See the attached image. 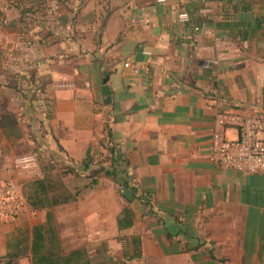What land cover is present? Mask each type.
<instances>
[{
	"label": "crops",
	"instance_id": "obj_1",
	"mask_svg": "<svg viewBox=\"0 0 264 264\" xmlns=\"http://www.w3.org/2000/svg\"><path fill=\"white\" fill-rule=\"evenodd\" d=\"M257 112L264 0H0V185L38 166L41 193L0 220V256L26 245L31 264L49 219L91 264H264V173L210 158L221 113ZM104 130L112 160L93 177ZM52 158L83 177L65 198Z\"/></svg>",
	"mask_w": 264,
	"mask_h": 264
},
{
	"label": "built area",
	"instance_id": "obj_2",
	"mask_svg": "<svg viewBox=\"0 0 264 264\" xmlns=\"http://www.w3.org/2000/svg\"><path fill=\"white\" fill-rule=\"evenodd\" d=\"M182 22L190 21V15L182 12ZM218 122L221 130L214 132L211 160L219 167L244 173H264V113L234 115L221 113ZM235 128L237 136L230 138L226 130ZM35 159L17 160L22 168L31 167ZM27 200L22 185L17 181L0 185V220L13 221L24 211Z\"/></svg>",
	"mask_w": 264,
	"mask_h": 264
},
{
	"label": "rangeland",
	"instance_id": "obj_3",
	"mask_svg": "<svg viewBox=\"0 0 264 264\" xmlns=\"http://www.w3.org/2000/svg\"><path fill=\"white\" fill-rule=\"evenodd\" d=\"M110 142L111 141L108 137V131L104 130L102 134L97 135L96 142L91 148V151L94 153L90 155V160L95 164L96 170H99V174L96 176H102L103 170H106V168L111 164L112 156L110 154L113 146L110 145ZM46 164L51 171V173L48 175V178L51 181L52 194L54 195L57 194L62 198L67 197V192L70 189L65 187V183L71 186L74 182L78 180L80 181V179L83 178L82 176H79V172L76 173L74 171L73 167L62 164L54 158L49 159ZM70 173H73V176ZM20 176L21 177L19 180H14V177L2 178V180H4V182L19 181V183L23 185L27 202H31L32 205L39 204V201L41 200V193L39 194L38 192L35 194L33 192L36 187L40 186L39 182L37 183L36 181L40 179L38 166H36V170L32 173L33 177H24L23 175Z\"/></svg>",
	"mask_w": 264,
	"mask_h": 264
},
{
	"label": "trees",
	"instance_id": "obj_4",
	"mask_svg": "<svg viewBox=\"0 0 264 264\" xmlns=\"http://www.w3.org/2000/svg\"><path fill=\"white\" fill-rule=\"evenodd\" d=\"M108 136H112L111 130L108 131ZM98 174L99 170H96L93 176ZM53 203L54 205L57 204L56 201ZM127 212L128 210H126ZM26 241V238H24L22 242L25 243ZM28 253H30V250L26 245L20 250L10 249L6 255L0 256V264H19V260L27 256ZM31 254V264H91L84 249L65 251L49 219L46 225L34 228Z\"/></svg>",
	"mask_w": 264,
	"mask_h": 264
},
{
	"label": "water",
	"instance_id": "obj_5",
	"mask_svg": "<svg viewBox=\"0 0 264 264\" xmlns=\"http://www.w3.org/2000/svg\"><path fill=\"white\" fill-rule=\"evenodd\" d=\"M108 80H109L108 77H106V78L104 79L103 93H104L107 97H109V99H110L111 91H110V86L108 85ZM109 99H107L105 102H106V103H109ZM123 193H124V196H125L127 199H129V200H132L133 197H134L133 191H132L130 188H128V187H124V188H123Z\"/></svg>",
	"mask_w": 264,
	"mask_h": 264
}]
</instances>
